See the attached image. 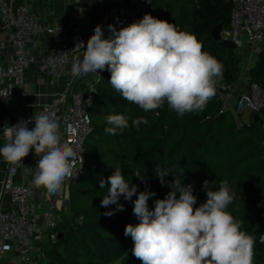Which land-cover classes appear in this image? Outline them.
<instances>
[{
    "label": "trees",
    "instance_id": "1",
    "mask_svg": "<svg viewBox=\"0 0 264 264\" xmlns=\"http://www.w3.org/2000/svg\"><path fill=\"white\" fill-rule=\"evenodd\" d=\"M230 9L228 0H151L145 14L194 34L202 43V50L223 65L218 82L231 84L237 78L240 57L235 49L222 47L211 36V29L217 24L221 29L228 27ZM2 29L0 26V32ZM110 75L107 67L102 70L86 107L89 131L83 142V165L69 185L67 200L59 212L56 231L61 237L45 244L42 264H135L130 261L124 235L125 226L135 217L133 205L121 195L118 203L124 206L122 211H116L115 204L101 206L110 184L101 189L99 182L110 176L115 167H121L129 186L136 185L138 193L147 190L156 194L148 201L150 208L156 199H163L171 191L169 185L175 177L193 185L197 196L194 208L206 202L205 180L212 191L226 180L236 193L226 211L242 222L241 230L255 237L254 264H264V243L260 242L264 236V147L260 145V123L250 117L236 126L228 111H220L216 94L202 112L181 117L166 102L145 112L112 88ZM249 76L252 82L264 86L263 52L249 69ZM113 109L129 117V126L116 135L105 132L110 126L105 118L113 114ZM138 117L147 123L133 125ZM157 165L170 171L164 177V185L155 174ZM107 211L114 214L105 216Z\"/></svg>",
    "mask_w": 264,
    "mask_h": 264
},
{
    "label": "clouds",
    "instance_id": "2",
    "mask_svg": "<svg viewBox=\"0 0 264 264\" xmlns=\"http://www.w3.org/2000/svg\"><path fill=\"white\" fill-rule=\"evenodd\" d=\"M108 29L110 35L105 38L102 27L96 26L86 47L81 41L73 49L83 50L82 58L77 56L72 61L74 77L107 67L110 85L125 101L145 112L166 102L181 117L202 112L215 96L223 65L202 50L203 45L194 34L179 31L174 24L150 14L119 30L113 25ZM11 89H0V98L7 99ZM33 107L37 109L36 104ZM105 120L110 125L105 132L110 135L129 126V117L115 109ZM33 121L30 129L28 124ZM140 123L147 120L138 117L132 121L133 125ZM59 130L58 118L36 111L30 120L7 127V142L0 147V157L14 166H24L23 158L34 150L39 157L33 172L34 185L59 192L65 178L74 176L75 165H83L82 152L62 142ZM154 171L164 185V177L170 171L159 165ZM106 183L110 188L101 206L115 204L116 211H122L124 206L118 203L121 195L133 203L138 223L126 225L124 235L131 237L132 255L141 264H254L256 239L241 230L242 222L226 211L236 196L226 180L220 182L216 191L209 190L210 183L205 180L206 202L195 208L193 185L176 177L169 185L171 191L163 199H156L151 208L148 201L156 194L147 190L138 193L136 185L130 187L121 167H115L110 176L103 178L100 188ZM134 195L137 198L133 201ZM113 214L104 213L109 217ZM260 242L264 243V236Z\"/></svg>",
    "mask_w": 264,
    "mask_h": 264
},
{
    "label": "built area",
    "instance_id": "3",
    "mask_svg": "<svg viewBox=\"0 0 264 264\" xmlns=\"http://www.w3.org/2000/svg\"><path fill=\"white\" fill-rule=\"evenodd\" d=\"M42 1L44 0H0V26L6 31V39L12 46L7 62L0 64V79L13 78L21 84L25 69L36 62L38 71L61 84L62 89L34 111H26L18 106L14 120L4 128L3 136L7 140L8 126L30 120L36 111L44 112L59 119L61 141L72 145L83 156V142L89 131V113L86 107L95 93V83L102 70L90 72V77L78 82L80 76L74 77L71 74V66L74 58H82L83 54V50L73 49L81 41L86 47L94 30L86 33L82 26L67 25L66 28L71 27L72 30L68 39L36 59L34 48L37 36L43 32L51 34L64 29L60 25L46 26L39 20L33 5ZM228 1L231 4L229 25L220 30L219 36L221 41L231 42L234 49L242 54L237 77L246 82V88L238 92L233 83L218 82L216 97L220 101V111H228L236 126L248 121L242 119L244 112L250 117L253 114L260 116V145L264 147V86L252 82L248 76L249 69L263 52L260 44L264 43V0ZM150 2L151 0H113L112 4L101 3L98 20L105 38L110 35L109 25L119 30L140 20L147 12ZM81 9L87 12L91 7L86 4ZM2 44L0 42L1 46ZM78 83L82 84L79 88ZM12 92L11 89L9 97ZM19 94L24 95V92L19 89ZM28 127L33 128L34 121ZM30 154L31 162L37 166L39 157L34 150H30ZM17 170L18 166L8 163L2 182V193L10 197L11 203L6 208H0V261L7 252H11L14 264H42L44 246L57 238L59 212L67 200L69 185L78 177L81 166L79 163L75 165L74 176L65 178L59 192H49L44 187H37L32 180L27 183L16 182L14 177ZM75 171H78L76 176ZM136 198L134 195L132 200ZM129 203L133 205L131 201Z\"/></svg>",
    "mask_w": 264,
    "mask_h": 264
},
{
    "label": "crops",
    "instance_id": "4",
    "mask_svg": "<svg viewBox=\"0 0 264 264\" xmlns=\"http://www.w3.org/2000/svg\"><path fill=\"white\" fill-rule=\"evenodd\" d=\"M101 3L112 4L113 0H44L39 4H34L33 9L39 20L46 26L60 25L64 29L54 31L51 34L41 33L36 38V46L34 48V56L37 59L48 49L56 47L60 42L66 41L71 34L70 26H82L84 31H93L99 25L98 14L101 8ZM89 4L91 9L84 12L82 6ZM104 5V6H105ZM6 31L2 29L0 32V64L7 62L8 56L12 51V46L6 39ZM236 91H243L246 88V82L240 78H236L233 82ZM78 83V88L81 87ZM8 86L12 87L11 97L0 98V147L7 142L3 136L4 128L14 120L16 109L22 106L26 111H34L43 104L49 102L53 95L62 89L61 84L54 82L47 74L38 71L37 63L30 64L24 72L23 81L19 84L13 78H1L0 89ZM19 89L24 92V95L19 94ZM244 116V117H243ZM250 115L244 112L243 120H248ZM31 154L23 158V165L18 166L17 173L14 177L18 183H27L33 181V172L36 165L31 162ZM8 162L0 157V208H6L10 205L11 200L7 194L2 193V182L6 175ZM0 264H14L13 254L7 252L5 258L0 261Z\"/></svg>",
    "mask_w": 264,
    "mask_h": 264
},
{
    "label": "rangeland",
    "instance_id": "5",
    "mask_svg": "<svg viewBox=\"0 0 264 264\" xmlns=\"http://www.w3.org/2000/svg\"><path fill=\"white\" fill-rule=\"evenodd\" d=\"M260 45H261L262 50H263V53H264V43H261ZM237 53H238L239 57L242 56L241 53H239V52H237ZM90 76H91L90 74H85V75H83V76H80L78 82H79L80 80H82V78H88V77H90ZM248 76H249V73H248ZM243 117H244V116H243ZM64 204H65V203H64ZM136 223H138V221L136 220L135 217H132V218L129 220V223H128V224H136ZM132 247H133V241H132L131 237H130V236H129V237H126V248H127V250H128V255H129L130 261H133L135 264H141V261L138 260V259H136V258L132 255V251H131ZM117 263H118V261H115V262H113V263H111V264H117Z\"/></svg>",
    "mask_w": 264,
    "mask_h": 264
},
{
    "label": "water",
    "instance_id": "6",
    "mask_svg": "<svg viewBox=\"0 0 264 264\" xmlns=\"http://www.w3.org/2000/svg\"><path fill=\"white\" fill-rule=\"evenodd\" d=\"M220 30H221V25L220 24H217L216 26H214L212 29H211V36L212 38L219 44L221 45L222 47H227V48H231V49H234V45L229 42V41H221L220 40V36H219V33H220ZM263 115H264V110H263ZM252 119L254 121H257V122H261V118L258 114H253L252 115ZM57 237L60 238L61 237V234L60 233H57Z\"/></svg>",
    "mask_w": 264,
    "mask_h": 264
}]
</instances>
